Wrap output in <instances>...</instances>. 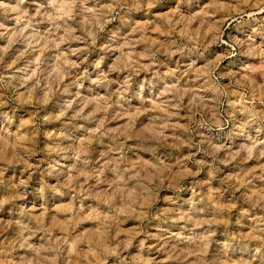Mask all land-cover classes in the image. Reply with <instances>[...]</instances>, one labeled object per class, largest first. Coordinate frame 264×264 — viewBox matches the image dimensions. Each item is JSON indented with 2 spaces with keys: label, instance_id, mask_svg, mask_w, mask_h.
<instances>
[{
  "label": "rangeland",
  "instance_id": "rangeland-1",
  "mask_svg": "<svg viewBox=\"0 0 264 264\" xmlns=\"http://www.w3.org/2000/svg\"><path fill=\"white\" fill-rule=\"evenodd\" d=\"M0 264H264V0H0Z\"/></svg>",
  "mask_w": 264,
  "mask_h": 264
}]
</instances>
